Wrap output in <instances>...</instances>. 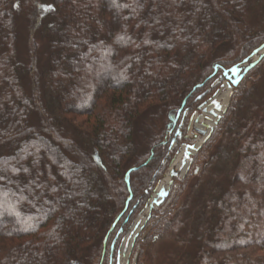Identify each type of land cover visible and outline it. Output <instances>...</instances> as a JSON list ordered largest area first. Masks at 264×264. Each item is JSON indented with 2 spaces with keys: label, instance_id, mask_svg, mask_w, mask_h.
<instances>
[{
  "label": "trees",
  "instance_id": "16d2710c",
  "mask_svg": "<svg viewBox=\"0 0 264 264\" xmlns=\"http://www.w3.org/2000/svg\"><path fill=\"white\" fill-rule=\"evenodd\" d=\"M263 44L264 0H0V264H109L171 140L184 138L213 81ZM243 80L206 141L234 132L229 192L216 200L225 211L241 186L246 196L264 187V96L246 94ZM250 209L226 234L236 240L202 242L206 264H264V222L252 227Z\"/></svg>",
  "mask_w": 264,
  "mask_h": 264
},
{
  "label": "rangeland",
  "instance_id": "374dc122",
  "mask_svg": "<svg viewBox=\"0 0 264 264\" xmlns=\"http://www.w3.org/2000/svg\"><path fill=\"white\" fill-rule=\"evenodd\" d=\"M42 8L43 14L41 18L43 26L36 31L39 64L44 62L46 42L42 33H44L50 25L48 16L46 15L51 10L49 4L45 6L43 5ZM15 12H17V30L19 33L18 47L20 49L21 60L25 61L26 25L22 7L16 6ZM260 66L261 69L256 68L251 73L252 75L249 76L248 81H245V78H247L246 75L243 83H245L246 94L248 90H252L253 96L263 99L264 59ZM213 87V92L200 102L198 107L191 113L187 120L184 130V138L181 140L182 142L192 143L193 140L196 139L195 132L190 131L192 124L195 123L193 119L202 114L200 109L204 101L212 97L213 93L215 95L216 91H218V93L219 91H223L220 82L216 83ZM217 88L218 90H216ZM235 93L236 89L231 88L228 101L219 121L224 118L230 105L231 96ZM219 121L214 127H212L211 134L216 129ZM163 122L164 117L155 120L154 125L156 128L162 129V127H164ZM225 123H227V120H225ZM233 133L228 134L227 132L218 137L211 147H207L206 141L209 138L208 136L206 140L202 142L197 152L192 156L189 168L186 169L184 175L180 176L178 174L168 178V181L170 180V194L163 203L151 211L146 225L132 242V245L129 246L130 250L127 255L125 250L121 248V245L120 253L118 251L119 262H122V264H135L138 250L142 244L141 242L147 240L149 243L144 248L143 264H194V262L198 264L199 260L203 261L201 264H206V258L201 254L198 247L202 245V242L206 241L236 240L235 237L227 238L226 234H233V231L236 229L237 211H241V213L244 214L245 210L251 208V214L248 216L255 218H252V222L249 220L248 222L252 223V227L254 226L257 228V225L264 222L263 185L261 187H254V194L248 195L249 198L244 195L243 192L250 191V189L248 190V188H242L241 186V190L236 191V204L234 202L233 207H226V211L225 208L216 205V200L219 199L220 196L229 192L227 186L232 179L229 176V170L236 162V142L230 138V135L232 136ZM178 150L179 147L167 150V157L162 160L164 168L158 177H156V174L152 175L151 181L154 182L153 187L146 203L136 214L132 222H134L138 215H145L150 194L154 191V187L159 181L164 182L170 165ZM242 195H244L243 198ZM231 197L232 196L226 197L223 200H227ZM236 208L238 209L236 210ZM220 217L221 221L219 219ZM251 218L249 219L251 220ZM132 222L128 229L131 227ZM153 229L159 230L157 234H153ZM253 234L254 233L251 230H247L245 235L246 241H248L249 238L251 239ZM224 247L222 244V249L220 248L219 251H215L216 253H214L213 257L215 258L216 263L222 262L225 256L223 250ZM112 258L113 257L109 259V264L111 263Z\"/></svg>",
  "mask_w": 264,
  "mask_h": 264
},
{
  "label": "built area",
  "instance_id": "2783aa9c",
  "mask_svg": "<svg viewBox=\"0 0 264 264\" xmlns=\"http://www.w3.org/2000/svg\"><path fill=\"white\" fill-rule=\"evenodd\" d=\"M263 51H264V48H262L258 53H254L251 56V60H256L259 57V54L262 53ZM247 63L248 61L244 60L243 64L245 65ZM218 82H220V85L223 91L222 92L219 91V93L218 91H216L215 95L218 93L216 96H218L219 94L227 90H229V93H230V88L228 87L225 80L215 81V83H218ZM215 95L213 94L212 97H210L208 100L202 103V107L200 109L202 114L198 115L195 119H193V121L197 123L198 117L202 116L206 112V106L208 105L210 106L209 112L211 113L212 116H215V120L214 121L211 120L212 125L204 124L205 125L203 127L204 129L199 130V131L192 130V126H191L190 131L195 132L196 139H194L190 145L186 143H182L179 145V150L177 151V154L174 157V160L171 163L170 168L167 172L166 178L164 180L165 183L163 181H159L154 187V191L150 194V198H149V202L146 207L145 215L144 216L138 215L135 218L134 222L132 223L131 227L129 228V230L127 231V233L125 234L123 238V243L121 247L122 249H123V245H126L124 243L128 241V239H131L129 243V246H131L136 236L139 235L143 227L146 225L148 216H150L151 211H153L155 208H157L161 203H163L166 200L167 196L170 194V185H169L170 180L168 181V178H170V176H173L172 175L173 173H175L176 175L179 174L180 176L184 175L186 169L189 168V165L191 163L189 155L193 156L197 152L202 142L205 140V138L210 133L212 127H214L217 120L220 118L222 112L224 111L226 104L224 108L222 109V112L220 114H216V112L221 109V105L215 99L216 98ZM207 118L208 116H206V119ZM175 146H176V142H172L171 148H174ZM119 263L122 264V262H119Z\"/></svg>",
  "mask_w": 264,
  "mask_h": 264
},
{
  "label": "bare ground",
  "instance_id": "6f19581e",
  "mask_svg": "<svg viewBox=\"0 0 264 264\" xmlns=\"http://www.w3.org/2000/svg\"><path fill=\"white\" fill-rule=\"evenodd\" d=\"M228 98H229V90L219 94L218 96H216V100L220 103L221 105V109L218 110L216 112V114H220L222 112V109L224 108L225 104L227 103L228 101ZM209 109H210V106H206V112L202 115V116H199L198 117V122L197 123H194L192 125V130H203L204 126L206 124H209V125H212V121L211 120H215V116H212L211 113L209 112ZM206 116H208V118L206 119ZM205 124V125H204ZM130 240L131 239H128V241H126L124 244L126 245H123V250H125V253L127 255L128 251L130 250L129 248V243H130Z\"/></svg>",
  "mask_w": 264,
  "mask_h": 264
},
{
  "label": "water",
  "instance_id": "95a60500",
  "mask_svg": "<svg viewBox=\"0 0 264 264\" xmlns=\"http://www.w3.org/2000/svg\"><path fill=\"white\" fill-rule=\"evenodd\" d=\"M238 72H239V68L237 67H233L232 70H231V77L233 78L232 79V84L233 85H236V83L238 82L239 80V77H237L238 75ZM230 75L228 77H230Z\"/></svg>",
  "mask_w": 264,
  "mask_h": 264
}]
</instances>
